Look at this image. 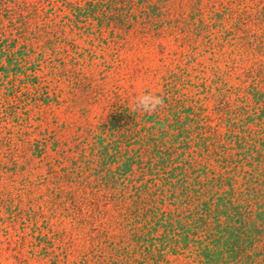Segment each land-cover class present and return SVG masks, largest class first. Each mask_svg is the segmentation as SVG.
Returning a JSON list of instances; mask_svg holds the SVG:
<instances>
[{
  "label": "rangeland",
  "instance_id": "374dc122",
  "mask_svg": "<svg viewBox=\"0 0 264 264\" xmlns=\"http://www.w3.org/2000/svg\"><path fill=\"white\" fill-rule=\"evenodd\" d=\"M84 1L0 0V264H141L89 174L94 128L142 89L208 109L264 60V0H135L101 24Z\"/></svg>",
  "mask_w": 264,
  "mask_h": 264
},
{
  "label": "trees",
  "instance_id": "16d2710c",
  "mask_svg": "<svg viewBox=\"0 0 264 264\" xmlns=\"http://www.w3.org/2000/svg\"><path fill=\"white\" fill-rule=\"evenodd\" d=\"M134 1L74 8L99 24L120 23ZM247 74L232 97L217 91L208 109L167 86L157 112L116 104L94 128L89 174L119 194L120 239L141 264L169 256L177 264H264V60Z\"/></svg>",
  "mask_w": 264,
  "mask_h": 264
},
{
  "label": "clouds",
  "instance_id": "9594fccd",
  "mask_svg": "<svg viewBox=\"0 0 264 264\" xmlns=\"http://www.w3.org/2000/svg\"><path fill=\"white\" fill-rule=\"evenodd\" d=\"M164 106V97L157 92L142 89L134 94L131 112H142L151 115Z\"/></svg>",
  "mask_w": 264,
  "mask_h": 264
}]
</instances>
